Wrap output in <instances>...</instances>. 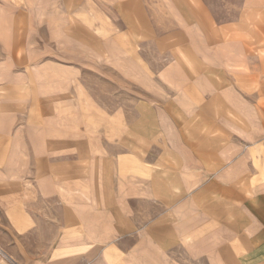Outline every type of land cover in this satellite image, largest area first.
Masks as SVG:
<instances>
[{"label": "crops", "instance_id": "crops-1", "mask_svg": "<svg viewBox=\"0 0 264 264\" xmlns=\"http://www.w3.org/2000/svg\"><path fill=\"white\" fill-rule=\"evenodd\" d=\"M94 2L99 25L77 29L75 0H0L4 248L264 264V0Z\"/></svg>", "mask_w": 264, "mask_h": 264}, {"label": "rangeland", "instance_id": "rangeland-1", "mask_svg": "<svg viewBox=\"0 0 264 264\" xmlns=\"http://www.w3.org/2000/svg\"><path fill=\"white\" fill-rule=\"evenodd\" d=\"M65 6H67V3H65ZM99 11L100 10H99L98 3H95V4L92 3L90 5L89 4V0H75V12H76V26H77V29L83 28L85 22L89 23V24H91V23L92 24H98L100 22L99 21V19H100V12ZM115 12H116L115 6H112L109 9V13L113 17H115V14H116ZM127 23H131V20H125L124 19V26L123 27L126 28L127 27ZM108 27L110 28V27H115V26L108 25ZM141 42H142V40H141ZM143 47H142V45L139 46V55H140V59L141 60H143L144 62H148L147 59L149 58L150 63L151 64L155 63L156 66L158 64H161L162 62H165L166 59L164 57V53L167 50H166V47H164L163 44L159 45L158 43H154V44L147 45V43H145V44H143ZM150 68H151L150 69L151 72L159 70L158 67H150ZM99 89H100V84L95 85V90H99ZM112 90H115V86L111 85V84H108V91H112ZM141 92H142V90H141ZM147 123L149 124V122H147ZM142 133L147 134V131L142 132ZM0 199H2V197H0ZM0 207H2V206L0 205ZM3 215H4V211H0L1 218H3ZM3 222L4 221L2 219V221L0 223L3 224ZM2 224L0 225V248H2V250L7 255H9L11 257L10 253L8 251H6V249L3 246L5 242H8V245H10L9 244V242H10L9 238L11 237V230L9 228L4 227Z\"/></svg>", "mask_w": 264, "mask_h": 264}, {"label": "built area", "instance_id": "built-area-1", "mask_svg": "<svg viewBox=\"0 0 264 264\" xmlns=\"http://www.w3.org/2000/svg\"><path fill=\"white\" fill-rule=\"evenodd\" d=\"M0 264H18L12 257L0 250Z\"/></svg>", "mask_w": 264, "mask_h": 264}, {"label": "bare ground", "instance_id": "bare-ground-1", "mask_svg": "<svg viewBox=\"0 0 264 264\" xmlns=\"http://www.w3.org/2000/svg\"><path fill=\"white\" fill-rule=\"evenodd\" d=\"M0 250H2V249H0Z\"/></svg>", "mask_w": 264, "mask_h": 264}]
</instances>
